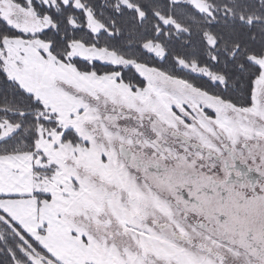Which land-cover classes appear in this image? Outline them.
I'll list each match as a JSON object with an SVG mask.
<instances>
[{
  "label": "snow or ice",
  "instance_id": "snow-or-ice-1",
  "mask_svg": "<svg viewBox=\"0 0 264 264\" xmlns=\"http://www.w3.org/2000/svg\"><path fill=\"white\" fill-rule=\"evenodd\" d=\"M0 264H264V0H0Z\"/></svg>",
  "mask_w": 264,
  "mask_h": 264
}]
</instances>
